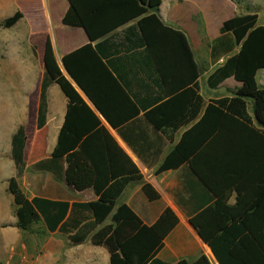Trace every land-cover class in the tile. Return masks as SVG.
Masks as SVG:
<instances>
[{
	"label": "trees",
	"instance_id": "obj_1",
	"mask_svg": "<svg viewBox=\"0 0 264 264\" xmlns=\"http://www.w3.org/2000/svg\"><path fill=\"white\" fill-rule=\"evenodd\" d=\"M68 1L70 8L63 15L61 24L83 29L90 43L63 56L61 65L93 109L62 73L52 42L47 37L37 129L41 130L45 125V90L55 83L68 104L52 160L65 159L69 163L72 152L79 150L83 160L94 172L93 191L98 199L72 206L40 198L28 200L17 181L26 166L24 151L27 138L25 127L21 125L11 137L10 157L15 175L7 181L8 192L13 197L16 227L26 232L42 223L49 232L58 231L67 235L70 246L89 240L92 245L102 246L108 251L110 264H210L205 256H200L194 262L181 260L177 263H165L156 258L164 239L178 223L170 209H166L153 225L147 226L128 206L116 207L117 198L127 183L137 177L138 172L102 125L100 118L112 129H118V125L137 117L139 109L118 85L104 62L106 54L102 53V48L109 43L92 46V43L119 27L138 19L135 26L124 31L121 42L110 47V55H117L120 50L138 66L144 58L152 66L160 83L166 87L167 58L175 54L181 58L184 66H188L192 74L191 81L186 84L188 88L180 90L144 114L146 121L158 131L182 125L186 117L192 119L203 105L201 96L195 94V91L198 92L200 70L186 36L161 22L157 16L161 0ZM22 17L17 12L0 22V28L9 29ZM219 34L230 37L237 51H225L224 54L230 56L210 76L209 87L214 89L230 77L242 86L233 98L209 103L201 120L182 135L156 173L187 165L189 172L217 199L213 208H205L191 217L189 223L210 248L218 264H227L235 256L222 245L225 242L223 235H209V212L224 207L231 190L241 194L244 193L242 189L247 191V185L254 184L264 192V89L258 87L255 79L257 72L264 69V25H258L256 14L234 16L221 24ZM101 78H107L118 86L122 98L120 101L132 106L133 113L122 111L123 106L116 93L113 96L103 95L99 88ZM167 91L170 92L168 87ZM189 92L191 98L186 99V93ZM158 101H154V104ZM247 101L252 104L256 125H253L247 114ZM180 103L186 105L183 110H180ZM116 107L120 110L114 111ZM46 163L45 160L40 161L35 166L45 169ZM246 177L254 179L247 180ZM149 189V186L143 188L147 195ZM241 202L238 196L235 208H225L232 221V225L225 229L226 234L236 228L252 231L245 213L251 208L243 207ZM253 209L254 214H257L258 210H264V205L256 203ZM109 217L111 223L104 225ZM236 218L241 221L233 222ZM262 251L264 254V245Z\"/></svg>",
	"mask_w": 264,
	"mask_h": 264
},
{
	"label": "crops",
	"instance_id": "obj_2",
	"mask_svg": "<svg viewBox=\"0 0 264 264\" xmlns=\"http://www.w3.org/2000/svg\"><path fill=\"white\" fill-rule=\"evenodd\" d=\"M63 1L65 6L61 19L70 8L69 1ZM185 1L161 0L157 16L165 26L181 31L188 40L194 60L200 70L197 79L198 92L195 91V94L200 95L203 100L200 111L192 119L186 117L183 124H179L174 129L167 127L164 130L156 131L146 121L144 114L147 111L166 102L180 90L188 88L186 84L191 81L192 74L188 66H184L179 56L173 54L172 57L167 58L165 76L169 92L167 87L164 85L165 89L160 83L152 66L144 58H142L141 65L138 66L132 58H127L129 55L120 50L117 55H110L109 52L112 51L109 50L110 47L121 42L120 39L124 31L135 26L138 21L136 19L92 43V46L109 43L102 48V53L106 54L104 62L117 80L118 85L139 109V115L118 125V129H112L102 118L100 119L102 125L138 172L137 177L127 183L117 198L116 207L128 206L147 226L153 225L166 209H170L178 220L175 228L164 239L163 247L157 253L156 258L165 263H177L181 260L194 262L200 256H205L210 264H218L210 248L201 240L189 223L191 217L205 208H213L217 199L189 172L187 165L160 174L156 173L168 154L179 143L182 135L201 120L209 103L233 98L235 92L242 86L241 83L230 77L214 89L209 87L210 76L224 65L230 55L224 53L215 57L211 55L209 61L199 62L197 40L200 39L201 33L208 30V24L204 19L203 11L197 6L190 11L183 9V5L187 4ZM37 9L38 0H0V22L12 17L17 12L23 16L13 27L0 28L7 31L8 35L14 36L7 42L5 40L4 46L7 47V54L16 65H14V74L18 71L22 72L14 75L21 81L20 88L27 84L26 82L31 79L32 74L35 75L31 87L27 85L19 90L20 93H23L24 98L34 92L31 99L30 123L25 122L27 101L19 107V110L16 108L14 110L15 118L20 120L19 126L25 127L27 138L24 151L26 166L23 174L17 180L18 185L28 200L40 198L64 202L69 206L91 203L98 199L93 191L94 172L90 165L83 160L79 150L72 152L69 163L65 159L53 161L51 157L65 120L68 104L67 98L55 83H51L45 90V125L41 130L37 129L43 70L38 74L37 67L30 66L34 45L30 47V53L26 52L21 34L27 18ZM63 27L64 31H70V34L66 33L65 37L73 39L77 36L78 42L76 44L73 41L66 42L58 54L56 44L50 38L57 64L83 100L93 109L91 103L71 81L61 65L63 56L87 45L90 40L81 28ZM24 63H29V65ZM255 79L258 87L264 89V69L257 72ZM100 80L99 88L104 93L103 95L113 96L116 93L119 96V103L123 106L122 111L133 113L132 106L128 105L126 101H120L122 98H120L118 86L107 78ZM186 95V99L191 98L190 92ZM156 100L159 101L154 104ZM179 106L180 110H183L186 105L180 103ZM251 107L252 104L247 101V114L251 117L253 125H256ZM116 108L114 111L120 110L118 107ZM31 159H35V161L30 165L29 160ZM44 160L47 161L45 169L35 166ZM244 176L246 175L244 174ZM3 179L7 183V177ZM246 179L251 180L254 177H246ZM145 186L150 188L148 195L143 190ZM6 192H8L7 187ZM242 192L244 193L238 194L237 191L231 190L224 207L220 206L218 210L209 212V235L214 237L223 235L225 242L222 245L235 256L227 264H264L262 251L264 210H258L257 214H254V209L252 211L256 203L261 202L264 205V192L262 193L254 184L247 185V191L242 189ZM238 196H240L243 207L251 208L245 213L252 231L236 228L235 231L226 234L225 229L232 225V221L225 208H235ZM12 207L14 208L12 196L6 200L0 199V264H110L108 251L102 246L92 245L89 240L80 245L70 246L67 235L58 231L49 232L42 223L32 226L26 232L19 230L16 227L15 214L10 213ZM110 218L104 225L111 223ZM235 220L233 222L241 221L240 218ZM224 256L229 258L227 255Z\"/></svg>",
	"mask_w": 264,
	"mask_h": 264
},
{
	"label": "rangeland",
	"instance_id": "obj_3",
	"mask_svg": "<svg viewBox=\"0 0 264 264\" xmlns=\"http://www.w3.org/2000/svg\"><path fill=\"white\" fill-rule=\"evenodd\" d=\"M185 2L187 4L183 5V9L190 11L197 6L203 11L204 19L208 24V30L201 33L200 39L197 40L199 62L209 61L211 55L214 57L222 55L228 49H231L232 52L237 51V47L230 37L219 34V28L224 21L234 16L256 14L258 25H264V0H186ZM64 6L63 0H38L37 11L30 15L23 25L21 33L23 47L26 52L30 53V47L34 45L30 66L35 65L38 74L43 70L42 59L47 37L55 42L58 54L66 42L73 41L74 44L78 42L77 36L73 39L65 37L66 33L70 34V31H64L65 28L61 24ZM47 14L49 16H46ZM71 33L74 34V32ZM13 37L8 35L4 29H0V199L5 200L10 199L11 196L9 192H6L7 183L3 178L9 179L15 175V167L10 159V141L20 120L15 118L14 110L15 108L19 110V107L27 101L25 122L30 123L31 99L34 92L24 98L23 93H20L19 90H22L23 86L31 87L35 76L32 74L31 79L26 82L27 84L20 88L21 81L15 76L22 72L18 71L14 74L13 70L16 65L8 56L7 47L4 46L5 40L7 42ZM24 64L29 65V63ZM34 161L35 159L29 160V164L31 165ZM14 210L13 207L10 208V213L15 214Z\"/></svg>",
	"mask_w": 264,
	"mask_h": 264
},
{
	"label": "water",
	"instance_id": "obj_4",
	"mask_svg": "<svg viewBox=\"0 0 264 264\" xmlns=\"http://www.w3.org/2000/svg\"><path fill=\"white\" fill-rule=\"evenodd\" d=\"M64 70V69H63ZM65 71V70H64ZM65 73H66V71H65Z\"/></svg>",
	"mask_w": 264,
	"mask_h": 264
}]
</instances>
